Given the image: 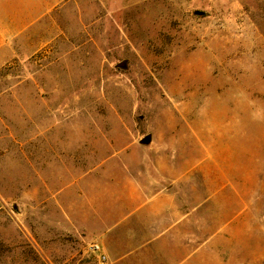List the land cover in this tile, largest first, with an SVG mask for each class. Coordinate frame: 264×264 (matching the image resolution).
Instances as JSON below:
<instances>
[{
    "label": "rangeland",
    "instance_id": "1",
    "mask_svg": "<svg viewBox=\"0 0 264 264\" xmlns=\"http://www.w3.org/2000/svg\"><path fill=\"white\" fill-rule=\"evenodd\" d=\"M71 33L0 70V264H100L89 225L192 185L185 257L264 264V0H82Z\"/></svg>",
    "mask_w": 264,
    "mask_h": 264
},
{
    "label": "crops",
    "instance_id": "2",
    "mask_svg": "<svg viewBox=\"0 0 264 264\" xmlns=\"http://www.w3.org/2000/svg\"><path fill=\"white\" fill-rule=\"evenodd\" d=\"M81 1L0 0V70L5 69L10 56L38 52L34 49H39L40 40L72 38L73 6L80 8ZM254 83L251 85L264 87L263 72ZM255 107L264 111V100H256ZM189 199L190 210L184 213L183 199L168 194L133 198L128 205L134 207L115 215L112 226L89 225L87 236L102 244L106 264H198L199 240H188L191 251L185 257L181 236L185 222H199V201L194 203L193 185Z\"/></svg>",
    "mask_w": 264,
    "mask_h": 264
},
{
    "label": "built area",
    "instance_id": "3",
    "mask_svg": "<svg viewBox=\"0 0 264 264\" xmlns=\"http://www.w3.org/2000/svg\"><path fill=\"white\" fill-rule=\"evenodd\" d=\"M91 249H92V251L94 253H99L100 254L101 249H100V246L98 244H93ZM99 260H100L101 263H105L107 261V258H106V256L101 254L99 256Z\"/></svg>",
    "mask_w": 264,
    "mask_h": 264
},
{
    "label": "water",
    "instance_id": "4",
    "mask_svg": "<svg viewBox=\"0 0 264 264\" xmlns=\"http://www.w3.org/2000/svg\"><path fill=\"white\" fill-rule=\"evenodd\" d=\"M149 140H150V137H147V138L144 140V142H149Z\"/></svg>",
    "mask_w": 264,
    "mask_h": 264
}]
</instances>
